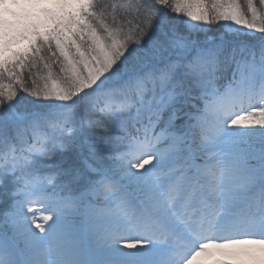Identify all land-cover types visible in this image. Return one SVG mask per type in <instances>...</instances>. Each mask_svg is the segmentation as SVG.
<instances>
[{
    "label": "snow or ice",
    "instance_id": "obj_1",
    "mask_svg": "<svg viewBox=\"0 0 264 264\" xmlns=\"http://www.w3.org/2000/svg\"><path fill=\"white\" fill-rule=\"evenodd\" d=\"M0 0V264H264V0Z\"/></svg>",
    "mask_w": 264,
    "mask_h": 264
},
{
    "label": "trees",
    "instance_id": "obj_2",
    "mask_svg": "<svg viewBox=\"0 0 264 264\" xmlns=\"http://www.w3.org/2000/svg\"><path fill=\"white\" fill-rule=\"evenodd\" d=\"M254 2H256L257 6L259 7L258 0H254ZM241 3H243V0H241Z\"/></svg>",
    "mask_w": 264,
    "mask_h": 264
}]
</instances>
